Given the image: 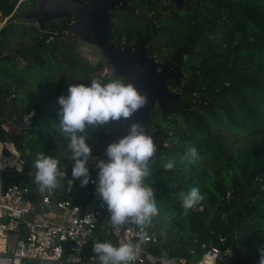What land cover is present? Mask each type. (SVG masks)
Here are the masks:
<instances>
[{"label": "trees", "instance_id": "obj_1", "mask_svg": "<svg viewBox=\"0 0 264 264\" xmlns=\"http://www.w3.org/2000/svg\"><path fill=\"white\" fill-rule=\"evenodd\" d=\"M168 1L131 0L126 9L110 13L115 46L134 52L149 38L150 57L183 75L180 83L169 81L180 94L179 101L170 103L166 114L155 107L147 123L151 132L161 135L150 164L152 175L146 181L155 190L158 207L146 230L157 242L146 243V250L160 258L166 252L168 259L184 258L187 264H195L204 253L203 245H213L223 252L233 251L220 264H259L258 249L264 246V178L260 179L264 138L234 147L227 132L234 130L243 138L255 130L264 133V0H186L182 8ZM40 2L18 6V0H0V14L7 19L0 30V117L20 114L23 130L10 132L25 159L23 172L7 177L6 185L32 187L34 161L41 152L57 158L66 172L62 186L50 192L52 199L90 205L95 200L90 184L82 187L80 180L68 184L74 162L69 140L55 128L61 110L58 99L68 95L70 84L89 85L91 79L126 83L127 79L115 73L102 76L109 64L93 65L78 51L79 39L64 35L72 28V16L43 27L27 18ZM23 40L26 49L11 48ZM34 71L48 84L56 77V91L31 97L17 92L19 79H32ZM24 115L31 116L27 128ZM87 134L94 153H104L102 141L115 137L111 124L89 128ZM8 135L0 126V139ZM190 147L200 157L191 164L183 160ZM169 159L176 162L171 171L164 168ZM193 187L200 189L204 200L185 214L180 193ZM98 215L96 239L89 245L110 241L119 246L110 217ZM159 219L165 224L163 232L157 226ZM188 236H192L189 243Z\"/></svg>", "mask_w": 264, "mask_h": 264}, {"label": "clouds", "instance_id": "obj_2", "mask_svg": "<svg viewBox=\"0 0 264 264\" xmlns=\"http://www.w3.org/2000/svg\"><path fill=\"white\" fill-rule=\"evenodd\" d=\"M147 96L132 83H123L116 79L103 83L99 79H91L89 85L70 84L68 95L61 96L58 103L59 122L56 131L69 140L68 150L70 160L74 162L72 169L73 180H80L81 186H87L91 181L87 167L92 155V149L86 142L87 129H96L121 119L129 120L147 104ZM32 113L31 116H34ZM31 116L25 117L29 124ZM157 146L151 135L146 134L145 128L138 122L130 125L129 133L118 142L112 143L106 149L107 161L97 163L98 180L96 191L107 205L110 213L109 224L114 230H120L127 224H134L144 232L151 226L152 218L158 215L154 189L146 182L152 175L150 164L154 161ZM197 150L187 149L183 160L189 164L199 159ZM57 158L37 153L34 161V182L39 190L51 192L62 186L66 172L61 170ZM176 167L174 159H169L164 165L165 170L171 171ZM180 198L185 214L204 200L198 187H193L187 193L181 192ZM87 217L84 222H88ZM139 243H125L119 246L110 241L93 243V253L99 264H134L138 257ZM259 251V264H264V246ZM161 264H173L167 258V253L161 256Z\"/></svg>", "mask_w": 264, "mask_h": 264}, {"label": "built area", "instance_id": "obj_3", "mask_svg": "<svg viewBox=\"0 0 264 264\" xmlns=\"http://www.w3.org/2000/svg\"><path fill=\"white\" fill-rule=\"evenodd\" d=\"M38 1L18 0V6L26 2L31 4ZM2 27L3 25L0 26V30ZM64 35L70 36L72 31H66ZM0 126L9 134L7 139H0V258H3L6 264H25L30 261L99 264L98 260L88 257L87 251L90 242L96 239L98 214L101 212L110 217L107 205L96 191L95 183L99 171L97 163L107 161L106 152H92L87 165L91 176L89 184L94 188L92 193L95 200L92 204L81 205L72 200H53L50 192L47 190L41 192L36 183L32 187L24 184L6 185L7 177L15 178L24 170L25 159L13 142L10 132L11 130L21 132L23 123L19 116H11L10 119L3 116L0 117ZM29 126L30 122L25 128ZM262 178L264 176L260 179ZM50 207H55L63 213L60 223H54L50 218ZM87 217H90L88 222H84ZM5 218L6 221H2ZM9 233H17L20 237V241L11 252L6 250ZM147 235L148 239L145 240L144 232L138 226L127 224L119 237L125 243L137 239L143 240L145 244L151 241L157 242L156 236L148 233ZM202 248L204 253L195 264H220L223 255H233L231 249L223 252L213 245H203ZM170 260L173 264H187L184 258L174 257ZM134 264H161V258L149 253L146 248L143 250L140 246Z\"/></svg>", "mask_w": 264, "mask_h": 264}, {"label": "water", "instance_id": "obj_4", "mask_svg": "<svg viewBox=\"0 0 264 264\" xmlns=\"http://www.w3.org/2000/svg\"><path fill=\"white\" fill-rule=\"evenodd\" d=\"M129 1L131 0H92L89 3H82L81 0H50L48 5L27 16L34 19L41 27L49 21L72 16L74 20L72 35L97 45L113 66L115 75L126 78V83H132L141 94L147 96L148 102L145 107L135 113L131 119L110 123L115 137L110 141H102L104 152L110 144L128 135L133 122L142 124L146 134L152 136L157 146L161 132H151V127L147 125L151 121V113L158 106L166 114L170 103L180 99V94L170 89L169 81L180 83L183 75L176 73L168 64L150 57L147 48L149 38L143 40L134 52H130L128 47L123 48L121 45L113 44L114 34L110 13L117 8L126 9ZM184 1L173 0L175 4ZM156 155L157 152L155 157ZM133 242L139 243L143 250L146 248L143 240L137 239L130 243Z\"/></svg>", "mask_w": 264, "mask_h": 264}, {"label": "rangeland", "instance_id": "obj_5", "mask_svg": "<svg viewBox=\"0 0 264 264\" xmlns=\"http://www.w3.org/2000/svg\"><path fill=\"white\" fill-rule=\"evenodd\" d=\"M161 1H166V3H168V0H161ZM186 1V0H185ZM184 1V2H185ZM50 2V0H41V2L39 3V7L32 11V13L36 12L39 8H43L46 5H48ZM184 2L181 3H176V6L179 8H182ZM7 21V19L3 20L2 15L0 14V26H4L5 22ZM68 37V36H66ZM28 47V44L26 43L25 40L21 41L20 43H14L11 48L12 49H21L24 50ZM77 49L78 51H80L82 53V55L86 58H88L91 63L93 65H96L97 63L104 61L107 62L109 65H106L104 71L102 73H100L102 76L105 75H111L114 73V69L113 66L110 64V62L105 58L103 52L101 51V49L88 41L79 39L78 44H77ZM20 64L21 66H25L26 62L22 59L19 58ZM44 70H47V68H45ZM25 74L27 75V73L25 72ZM29 74V73H28ZM33 74L32 79L31 78H21L19 79V81L17 82V84L15 85V90L19 93L22 94H26V95H39L40 93L43 92H55L56 88H55V81L57 80L56 77H54L52 84H48L44 78V76L42 74H40L39 72H33L31 73ZM171 89V88H170ZM173 92H176L175 90L171 89ZM31 97V96H30ZM33 97V96H32ZM57 100V98H56ZM32 101V100H31ZM26 102H30V101H25ZM32 105H35V103H33ZM20 114L16 111L13 116H19ZM25 116V115H24ZM26 117V116H25ZM230 142L232 143V145L234 147L236 146H244L247 145L248 143L254 141L255 139H259V138H264V133H260L258 131H253L249 136H247L246 138H243L241 136H239L238 134H236V132L234 130H230L227 132ZM50 218L53 220L54 223H60L62 221V215L63 213L58 210L55 207H50ZM56 214V216H55ZM171 222V221H170ZM158 223V229L160 231H164L165 229V224L161 221V219L157 220ZM168 225H170L169 223H167ZM118 235L122 234V230H115ZM186 234L188 233V230L185 231ZM168 234V233H167ZM192 238V236H188L186 239V242L189 243V240ZM124 242V241H123ZM44 264H52L49 262H42Z\"/></svg>", "mask_w": 264, "mask_h": 264}, {"label": "crops", "instance_id": "obj_6", "mask_svg": "<svg viewBox=\"0 0 264 264\" xmlns=\"http://www.w3.org/2000/svg\"><path fill=\"white\" fill-rule=\"evenodd\" d=\"M2 221H6V218L5 219H2ZM19 239H20V237H19V235L17 233H9L8 234V245L6 246V250L8 252H11L15 248L16 244L20 241ZM121 244H125V242H123L120 239V237H119V245H121ZM92 249H93V247L89 245L88 251H87L88 253L87 254H88V257L89 258H94L95 259V256L93 254V250ZM2 259L3 258H0V264H6V262L3 261ZM25 264H44V263L37 262V261H30V262H27ZM52 264H59V263H52Z\"/></svg>", "mask_w": 264, "mask_h": 264}]
</instances>
